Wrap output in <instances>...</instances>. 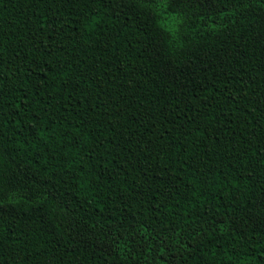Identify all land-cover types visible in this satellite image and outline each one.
<instances>
[{
    "label": "trees",
    "instance_id": "trees-1",
    "mask_svg": "<svg viewBox=\"0 0 264 264\" xmlns=\"http://www.w3.org/2000/svg\"><path fill=\"white\" fill-rule=\"evenodd\" d=\"M0 264H264V0H0Z\"/></svg>",
    "mask_w": 264,
    "mask_h": 264
}]
</instances>
